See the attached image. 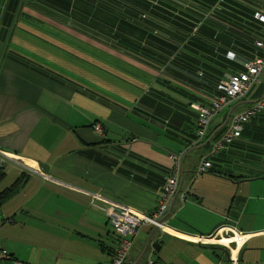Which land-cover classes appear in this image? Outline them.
Returning a JSON list of instances; mask_svg holds the SVG:
<instances>
[{"label": "crops", "instance_id": "obj_1", "mask_svg": "<svg viewBox=\"0 0 264 264\" xmlns=\"http://www.w3.org/2000/svg\"><path fill=\"white\" fill-rule=\"evenodd\" d=\"M102 1L111 7L93 23ZM166 1L169 20L154 15L147 28L159 37L147 41L141 28L130 34L107 18L123 12L112 0H0V192L18 187L0 203V247L12 259L27 263L22 242L42 236L57 241L59 264H112L115 236L98 206L151 213L182 153L164 229L141 226L126 264H264V114L211 154L229 110L264 96V81L214 115L197 141L189 103L208 104L213 93L198 74L225 78V62L208 49L228 43L184 41L190 11ZM245 41L250 56L261 53ZM230 51V60L239 55ZM204 160L212 167L196 173Z\"/></svg>", "mask_w": 264, "mask_h": 264}, {"label": "built area", "instance_id": "obj_2", "mask_svg": "<svg viewBox=\"0 0 264 264\" xmlns=\"http://www.w3.org/2000/svg\"><path fill=\"white\" fill-rule=\"evenodd\" d=\"M254 18L264 26V12L257 11ZM255 45L262 50L260 56L253 60L242 63L243 70L229 74L226 79L217 85L219 93L214 96L209 105H201L196 102L191 103V107L198 113L196 120V138L202 141L209 129L210 120L230 103L246 95L250 88L261 81H264V40H257ZM230 52L229 54H231ZM228 55V54H227ZM233 53L231 57L233 58ZM264 112V96L245 107L243 110L232 114L227 122V128L221 137L214 142L211 154L224 148L234 139L241 135L243 125L251 117ZM94 129L101 131L99 124L94 125ZM173 163L170 173L161 187L158 202L151 213H144L133 206L124 203L105 202L98 206L106 216L112 227L115 236V245L111 252L112 264H126L128 255L134 245V240L141 226L150 224L154 227L164 229V216L167 207L178 190V179L182 162V153L172 155ZM212 166L209 160L201 161L196 167V173L207 171ZM184 195L181 199L184 200ZM212 236V235H209ZM240 234H235L233 240L239 241ZM9 259L11 264H26L25 262L12 259L9 252L0 247V260Z\"/></svg>", "mask_w": 264, "mask_h": 264}, {"label": "trees", "instance_id": "obj_3", "mask_svg": "<svg viewBox=\"0 0 264 264\" xmlns=\"http://www.w3.org/2000/svg\"><path fill=\"white\" fill-rule=\"evenodd\" d=\"M175 1H177L176 4L182 7V9H186L190 11L186 13L191 19L190 20L191 27H190V31L186 35H184L186 36L184 37V41H190L191 39L196 38V36L199 38V34L207 36L210 40H212L213 36L215 35L216 37L224 38L227 41L228 44H225V45L212 44L211 45L212 47L208 49V51L213 52L216 55V57H219V61L220 59L221 60L223 59V61L225 62L226 75L224 79H226L229 74L236 73L244 69L242 66V63L245 62L244 59L247 56H250V53H248L250 52L248 51L250 50L249 49L250 46L245 41L246 38L251 39V41H253L255 48H257L258 50L260 49L255 45V42L257 40H264V26H262V24L259 23L254 18V13L257 12V10H254L251 13L243 17H238L233 7V0H175ZM112 2L122 4L123 12L120 14L114 13L112 16H109L107 14L106 15L107 18H111L112 23L117 22V23H123V24L129 25L128 29H129L130 34H136L134 31H131L132 29L137 28V27L141 28L142 33H139V39H142V40L150 41L156 36L159 37L158 32L154 33L153 31L147 28V25L154 24V17H153L154 15H157L158 19L162 22L169 20V16L167 15V13H169L167 7L170 8L171 4L170 2L166 0H112ZM158 2L162 3V5L166 7L162 9L164 11L160 10L158 12L159 10ZM97 6L101 8L100 10L101 16H100L99 11L97 12L98 13L97 15H93L92 20L94 19L97 20V21H92L93 23L94 22L98 23L100 19H105L106 18L104 16L105 9L109 10L108 6L111 7L105 1L97 2ZM114 11L118 12V10H114ZM249 22L251 23L249 24ZM250 25H254L255 27L252 28L250 27ZM230 48L231 50H233L232 53L235 56L237 53L235 54L234 50H236V52H239V55H237L236 58H233V60L228 59L226 57L227 55H225L226 52H229ZM261 53H262V50H261ZM261 53L258 55H251L250 57L252 59L250 60H253L257 56H260ZM250 60H247V61H250ZM214 61H216V58L214 59ZM205 65L211 66V64L209 63H205ZM228 67H231V68L229 69ZM206 73H207L206 70L200 69V73L198 74V76L202 77L201 79L203 82L202 83L203 87L213 92L212 97H211V100H212V98L219 93V90L217 89V85L220 83V81L224 79L212 80L211 78L207 77V75H205ZM255 85L256 84H254L250 88V90H252L255 87ZM248 92L246 93V95L248 94ZM211 100L208 102V104H201V103L199 104L209 105ZM191 103L192 102L189 103V107L196 112V120H197L198 113L195 109L191 107ZM230 106L231 105L229 104L228 107ZM262 114H264V112L251 117L248 121H250L251 119L257 118L258 116ZM94 124L95 123L92 124V127H94ZM243 129H244V125H243ZM208 136H209V129H208V133L206 137L203 140H205ZM194 138L197 140L196 121L194 123ZM213 138H217V135L215 134ZM3 176H4V173L3 171L0 170V180ZM17 188H18L17 185L13 184L12 186L7 187L3 191H1L0 192V203L7 200L12 194H14L17 191Z\"/></svg>", "mask_w": 264, "mask_h": 264}, {"label": "rangeland", "instance_id": "obj_4", "mask_svg": "<svg viewBox=\"0 0 264 264\" xmlns=\"http://www.w3.org/2000/svg\"><path fill=\"white\" fill-rule=\"evenodd\" d=\"M233 7L236 15L243 17L254 10H264V0H233ZM56 244L55 239L51 237L43 239L42 236L41 238L32 237L23 241L22 248L28 256L27 264H59Z\"/></svg>", "mask_w": 264, "mask_h": 264}, {"label": "water", "instance_id": "obj_5", "mask_svg": "<svg viewBox=\"0 0 264 264\" xmlns=\"http://www.w3.org/2000/svg\"><path fill=\"white\" fill-rule=\"evenodd\" d=\"M231 113H232V109L229 110V112L227 113V116H226V120H225L224 125L227 124V122H228V120H229V118H230V116H231ZM209 141H210V139H209ZM178 191H179V190H177V193H178ZM158 244H160V243H157V242H156V243H152L151 246H158ZM147 246H148V243H147Z\"/></svg>", "mask_w": 264, "mask_h": 264}, {"label": "bare ground", "instance_id": "obj_6", "mask_svg": "<svg viewBox=\"0 0 264 264\" xmlns=\"http://www.w3.org/2000/svg\"><path fill=\"white\" fill-rule=\"evenodd\" d=\"M27 161H28V160H27ZM24 162H26V161H24ZM28 165H29V164H28ZM31 169H32V168H31ZM169 232H170V231H169ZM214 237H215V236H214ZM216 237H217V236H216ZM194 238H195V237H194ZM208 238H210V237H208ZM231 238H232V237H230V238H226V237H225V238H222L221 241L227 243V242L230 241L229 239H231ZM191 239H193V238H191ZM214 240H215V239H214ZM229 245H231V244H229ZM233 250H234V249H233ZM234 251H235V250H234Z\"/></svg>", "mask_w": 264, "mask_h": 264}]
</instances>
